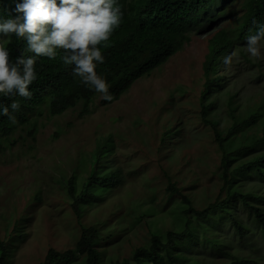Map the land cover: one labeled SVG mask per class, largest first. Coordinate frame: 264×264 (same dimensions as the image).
<instances>
[{"label": "rangeland", "instance_id": "obj_1", "mask_svg": "<svg viewBox=\"0 0 264 264\" xmlns=\"http://www.w3.org/2000/svg\"><path fill=\"white\" fill-rule=\"evenodd\" d=\"M241 1L219 6L213 22H199L191 29L189 42L150 75L136 79L119 99L102 105L99 94L83 116L78 114L80 104L55 115L44 109L30 118L36 122L34 138L20 126L11 135L13 145L10 139L1 141L0 240L7 244L8 264H34L49 248H73L81 225L100 230L102 238L96 244L104 259L129 257L152 232L179 227L175 212L185 203L178 194L167 197L169 178L198 208L215 200L221 185L220 155L211 127L199 114L202 63L208 38L235 24ZM246 47L247 40L235 46L229 53L231 62L224 61L220 69L227 76L226 86L213 96L216 108L212 113L220 129L229 120L227 91L237 92L242 109L264 95V59L251 57ZM168 127L178 132L161 144L162 132ZM252 130L261 132L257 127ZM109 136L110 159L103 166L118 168L121 181L101 194L88 193L77 218L68 192L70 179L74 175L77 193L89 175L98 142ZM103 179V175L92 178L99 185ZM237 183L243 191L264 194V182L256 176L239 178ZM228 212L249 229L247 240L235 234ZM203 224L196 246H226L264 262L261 229L239 200H233L219 216H208ZM196 252L209 264L225 261L205 247Z\"/></svg>", "mask_w": 264, "mask_h": 264}, {"label": "trees", "instance_id": "obj_2", "mask_svg": "<svg viewBox=\"0 0 264 264\" xmlns=\"http://www.w3.org/2000/svg\"><path fill=\"white\" fill-rule=\"evenodd\" d=\"M119 2L123 13L121 24L113 32L106 46H100L105 61L96 69L110 85L112 99L105 100L100 97L99 102L102 105L119 99L136 79L150 75L153 69L165 63L190 41V31L199 22L214 21L216 11L213 6L217 4V0ZM14 7V0H0V16H9L11 12L14 14ZM238 10L239 16L232 27H222L208 38L207 52L202 63L204 81L198 99L199 114L201 121L211 127L220 155L218 176L221 185L215 200L198 208L180 190L176 182L169 178L165 187L167 197L178 194L185 203L175 212V218L180 221L179 227L167 229L164 233L156 230L150 234L146 243L135 247L129 257L106 260L96 244L102 238L100 230L95 225H81L79 238L73 248H49L43 259L34 264H209L199 259L196 252L199 247L210 249L211 254L225 258L222 264H264L255 257L238 254L226 246H196L199 228L204 227L203 223L208 216H219L233 200H239L248 215L254 218L264 239V194L257 190L243 191L237 183L239 178L251 176H256L264 182V95L242 109L236 98L237 92L227 91L226 107L229 120L223 129L219 128V119L212 114L216 108V97L213 96L226 86L227 76L220 71L225 57H229L235 46L242 45L247 36L255 34L258 26L264 24V0H242ZM8 48L12 62L21 54H31L24 51L26 42L23 39L18 40L15 35L12 36ZM61 54L62 50H58V56L54 60L47 57L38 59V78L29 85L32 92L30 99L12 97L20 101L21 107L15 113L14 123L6 116H0V147L3 146V139H10L13 145L15 140H12L11 135L20 126L23 127V132L26 131L34 138L36 122L30 118L36 113L41 114L44 109L49 115H55L80 104V116L90 112L94 97L100 93L82 85L79 78L73 76L71 67L62 63L59 58ZM249 61L251 62L250 58ZM0 100L5 104L10 103L8 97H0ZM254 127L261 131L260 134L252 130ZM177 132V128H166L160 137L161 144ZM20 138H23L22 135ZM111 145V136L98 142V153L93 154L90 159L89 175L77 193L74 175L70 179L68 192L72 198L71 207L77 218L81 215L80 203L87 201L88 193L101 194L103 190L112 188L121 181L118 168L103 166L110 159ZM244 156L248 158L233 165L237 159ZM95 175L104 176L100 185L93 182ZM226 217L229 218L239 239L247 240L249 229L230 212ZM7 253L6 242L0 240V264H8Z\"/></svg>", "mask_w": 264, "mask_h": 264}, {"label": "clouds", "instance_id": "obj_3", "mask_svg": "<svg viewBox=\"0 0 264 264\" xmlns=\"http://www.w3.org/2000/svg\"><path fill=\"white\" fill-rule=\"evenodd\" d=\"M228 1L217 0L214 10ZM14 4V14L0 16V97L10 98L8 104L0 100V116L15 122L21 103L12 97H32L29 85L38 78V59L54 60L58 50H62L59 57L62 63L71 67L73 76L82 85L100 93L101 99H112L109 83L96 69L105 61L100 46H106L121 24L119 0H14ZM13 35L23 39L24 51L31 53L21 54L14 62L9 59L8 48ZM246 39L247 53L264 59V24ZM225 62H231V55L225 57Z\"/></svg>", "mask_w": 264, "mask_h": 264}]
</instances>
